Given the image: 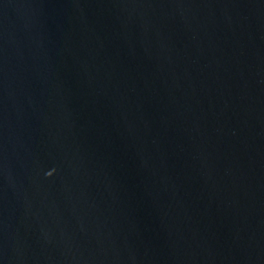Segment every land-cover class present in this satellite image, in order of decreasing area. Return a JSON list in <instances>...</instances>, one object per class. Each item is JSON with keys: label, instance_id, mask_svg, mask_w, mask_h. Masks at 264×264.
<instances>
[{"label": "water", "instance_id": "obj_1", "mask_svg": "<svg viewBox=\"0 0 264 264\" xmlns=\"http://www.w3.org/2000/svg\"><path fill=\"white\" fill-rule=\"evenodd\" d=\"M0 264H264V0H0Z\"/></svg>", "mask_w": 264, "mask_h": 264}]
</instances>
